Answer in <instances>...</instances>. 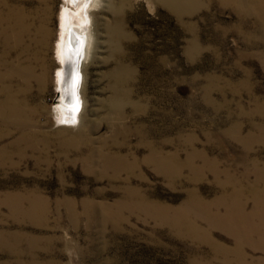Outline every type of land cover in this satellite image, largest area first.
<instances>
[{
	"label": "rangeland",
	"instance_id": "1",
	"mask_svg": "<svg viewBox=\"0 0 264 264\" xmlns=\"http://www.w3.org/2000/svg\"><path fill=\"white\" fill-rule=\"evenodd\" d=\"M104 2L90 11L76 117L60 113L66 0L20 2L32 24L23 48L0 34V59L45 75L27 90L0 84L21 109L0 106V264H238L236 230L208 215H226L238 187L251 213L264 191L260 10ZM180 213L181 226L163 219ZM255 238L241 245L249 264L264 259Z\"/></svg>",
	"mask_w": 264,
	"mask_h": 264
},
{
	"label": "bare ground",
	"instance_id": "2",
	"mask_svg": "<svg viewBox=\"0 0 264 264\" xmlns=\"http://www.w3.org/2000/svg\"><path fill=\"white\" fill-rule=\"evenodd\" d=\"M22 1L24 0H0V34L2 33L4 37L6 36L5 39H7L6 41L9 42V46L11 40L14 41L16 48H19V46H21L24 43V38L31 33V29H32V24L30 23V15L26 11V8L20 5V2ZM40 1L43 2L48 0H40ZM104 1H108V0H75V2L74 0H66V6L63 13L65 35L63 37V43L61 49L63 68L60 72V86H59L64 99L62 102V107H60L61 109L60 113L61 112L64 113L66 117L72 115L73 116L75 115L76 117V115L78 114L79 105L82 104L81 90L84 80L83 65H85L84 62L90 59L91 48L93 47L92 46L93 39L88 30L89 28L88 22L92 20L90 11L92 9L100 8L101 6H103V4L105 3ZM157 1L166 5L175 13L179 15H183L187 13H192L190 12V7H192V5L194 4L196 5L197 2L201 0H157ZM226 1L240 4L241 7H245V5L251 3L254 6L253 8L260 10L259 14H261L262 21L264 22V0H226ZM122 2L124 3L125 0H122ZM122 21H123L122 17L117 16V22H119L120 26H122L123 24ZM3 24H5V28H2ZM48 34L49 33L46 31L45 27L44 28L39 27V29H37V35L38 36L40 35L41 38L43 37L42 40L39 41L38 43L39 45L45 43L44 37H48ZM113 34L117 36L120 34V32L114 29ZM24 50H26V48H24ZM10 54L12 53H10L9 51L5 53V56L10 57ZM13 63L14 62L9 61V58L5 59L4 57V59H0V84L4 82L6 79L10 80L11 82H15L16 80H19L20 82H23L26 85V89L24 87L22 89L27 90V88L30 85V82L33 79H37L39 80V82H44L45 75L43 73L37 75L32 66L22 65L19 62L17 65ZM4 67L8 71V76H5L1 71ZM3 87L4 90L0 89V93L2 92L5 95L6 94L7 95H6V99L0 102V106L1 107L10 106L12 111L14 110L16 112H20L21 111L19 106L20 104H18L17 102L16 99L17 97L15 98L14 96L15 94L14 87L12 85H6ZM0 120L6 121L5 116L2 115V112H0ZM260 182L264 183L263 174L260 176ZM238 188L235 189V191L233 190L234 192L229 197L230 200L228 206L229 210L228 213H226V215L220 217L218 215H217L218 217H211V215L208 216L213 221L218 218L217 220L219 221L218 222L219 224L230 226L233 228L232 230H236L235 236L237 237L240 243V245L238 244L239 246L234 251V253L237 254L236 255L237 262L238 264H249L248 255L245 252L244 247H242L241 245L254 242V238L258 237L257 240L258 243H256V246L257 248L264 251V191H259L256 189L253 191L254 197L256 198L257 201L255 207L256 209H254L253 212L249 213L247 212L246 204H244V202L242 201L244 195L242 191ZM198 202L201 206H203L200 201ZM205 208H207V206ZM39 209H42L43 213L47 211V207H43L42 205ZM35 211H38V206L34 205L33 208L28 212L32 214V212ZM185 217L182 213H180L174 217L164 216L163 219L168 220L173 225L181 226L187 221ZM256 219H258V221ZM255 221H257L258 224H255ZM242 230H244V232H242ZM260 262H261L260 264H264V259L260 260Z\"/></svg>",
	"mask_w": 264,
	"mask_h": 264
},
{
	"label": "snow or ice",
	"instance_id": "3",
	"mask_svg": "<svg viewBox=\"0 0 264 264\" xmlns=\"http://www.w3.org/2000/svg\"><path fill=\"white\" fill-rule=\"evenodd\" d=\"M74 2H75V0H74Z\"/></svg>",
	"mask_w": 264,
	"mask_h": 264
}]
</instances>
